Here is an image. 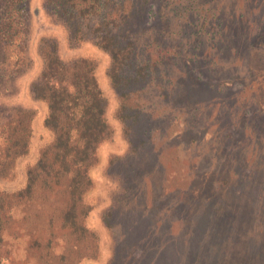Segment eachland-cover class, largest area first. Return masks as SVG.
<instances>
[{
    "label": "rangeland",
    "instance_id": "374dc122",
    "mask_svg": "<svg viewBox=\"0 0 264 264\" xmlns=\"http://www.w3.org/2000/svg\"><path fill=\"white\" fill-rule=\"evenodd\" d=\"M129 2L137 5L124 9L120 35L133 48L125 73L141 68L143 79L122 100L93 29L69 41L46 0H25L31 69L13 73L12 55L0 65V111L34 116L27 154L0 165V264H264V0ZM44 41L61 60H93L107 101L110 138L76 204L81 232L62 222L66 179L15 196L51 139L46 106L29 91Z\"/></svg>",
    "mask_w": 264,
    "mask_h": 264
},
{
    "label": "trees",
    "instance_id": "16d2710c",
    "mask_svg": "<svg viewBox=\"0 0 264 264\" xmlns=\"http://www.w3.org/2000/svg\"><path fill=\"white\" fill-rule=\"evenodd\" d=\"M129 1L46 0L56 18L67 27L69 41L75 40L82 29H93V46L106 55L109 62L107 79L122 100L127 96L124 89L143 79L141 68L134 69L130 77L125 73L133 58V48L120 35L126 18L124 9L128 7L130 11L139 4L138 1L137 4ZM25 10V0H0V65L8 63L12 55V72L18 75L31 69ZM79 41L77 37L76 43ZM45 45L38 54L41 70L31 82L29 91L33 101L46 106L41 123L51 139L23 172L25 184L16 190L15 196H28L35 183L56 184L66 179L70 199L62 222L74 232H81L84 225L76 214V204L91 184L88 175L91 160L97 153L101 154L98 151L100 145L110 138L111 130L105 118L107 101L98 88L93 60L76 55L75 59L64 61L59 58L56 44ZM125 106L122 103L118 107L117 117L121 123L128 118ZM12 110L14 114L11 116L10 112L0 111V120L8 118L0 123L2 170L3 165L11 166L27 154L32 134L30 124L34 112L30 109ZM2 178L0 172V181ZM5 211L0 199V214Z\"/></svg>",
    "mask_w": 264,
    "mask_h": 264
}]
</instances>
